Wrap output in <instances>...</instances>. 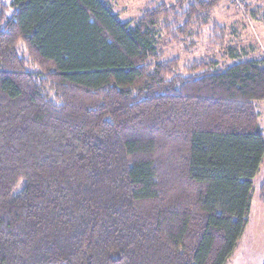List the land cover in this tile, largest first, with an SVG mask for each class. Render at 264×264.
<instances>
[{
	"label": "trees",
	"instance_id": "trees-1",
	"mask_svg": "<svg viewBox=\"0 0 264 264\" xmlns=\"http://www.w3.org/2000/svg\"><path fill=\"white\" fill-rule=\"evenodd\" d=\"M221 1L122 22L103 0H10L0 264H228L264 158V59H204L182 76L156 48L161 34L187 42Z\"/></svg>",
	"mask_w": 264,
	"mask_h": 264
},
{
	"label": "rangeland",
	"instance_id": "rangeland-1",
	"mask_svg": "<svg viewBox=\"0 0 264 264\" xmlns=\"http://www.w3.org/2000/svg\"><path fill=\"white\" fill-rule=\"evenodd\" d=\"M111 6L122 22L135 21L140 12L150 5L172 4L175 0H103ZM10 0H0V14H10ZM223 29V33L215 30ZM224 36L219 40L218 35ZM185 43L176 44L161 34L156 48L162 60L177 58V73L185 76L187 67L204 59L215 62L216 68L230 66L243 59H264V0H222L210 13V23L195 30ZM18 52L27 62L28 69L37 66L28 60L25 48L18 44ZM259 124L264 134V102L255 104ZM264 158L259 173L253 179V200L239 248L228 264H260V258L251 257V248H258L264 261ZM263 188V189H262ZM262 191V193H261ZM248 248V250H246ZM263 253V255H262Z\"/></svg>",
	"mask_w": 264,
	"mask_h": 264
},
{
	"label": "crops",
	"instance_id": "crops-1",
	"mask_svg": "<svg viewBox=\"0 0 264 264\" xmlns=\"http://www.w3.org/2000/svg\"><path fill=\"white\" fill-rule=\"evenodd\" d=\"M243 237V236H242ZM240 242H241V240H240ZM240 245V244H239ZM239 245H238V248H239ZM238 248L236 249V251L238 250ZM246 250H248V248H246ZM256 251H254V248H251V254H250V256L251 257H258V258H260V264H264V261H263V259H261L262 257H261V253H258V248L257 249H255ZM236 251H235V253H234V255L236 254ZM233 255V256H234ZM262 255H263V253H262ZM230 261V260H229ZM256 264H258V262L256 263Z\"/></svg>",
	"mask_w": 264,
	"mask_h": 264
}]
</instances>
